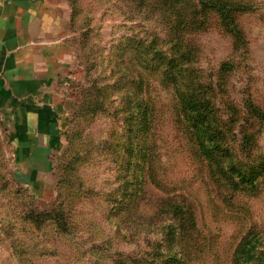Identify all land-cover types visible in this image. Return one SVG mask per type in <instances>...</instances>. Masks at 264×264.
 Returning a JSON list of instances; mask_svg holds the SVG:
<instances>
[{
  "label": "rangeland",
  "instance_id": "rangeland-1",
  "mask_svg": "<svg viewBox=\"0 0 264 264\" xmlns=\"http://www.w3.org/2000/svg\"><path fill=\"white\" fill-rule=\"evenodd\" d=\"M77 1L81 12L72 26L79 29L74 30L77 37L82 33L79 38L82 61L77 57L75 76L64 97L67 116L64 117L62 147L47 158L50 166L37 183L32 184L16 166L10 130L0 115V246L9 251V247L15 248L19 264H142L152 258L155 251L163 253V249L156 246L161 243V233L151 232L143 241L140 239L145 231L137 232L127 222L143 220V210L120 211L117 202L118 189L129 180L133 170L123 150L125 112L117 110L122 95L119 93L116 98L112 84L116 64L120 62L117 56L124 50L122 61L128 62L131 73L137 66L143 71L146 96L159 107H169L173 102L167 92L173 90V86L165 87L156 80L164 65L157 67L159 63L154 61V65L145 70L140 63L136 64L141 57L138 45L127 48L122 39L144 40L142 50H151L150 54L143 52L148 58L155 52L176 56L184 45H178L167 29L173 33L179 30L177 24L171 23L175 13L189 14L194 9L186 6L184 0L171 6H162L159 0L144 4L129 0ZM234 1L250 5L247 12L237 16L244 47L234 45L211 15L200 17L201 10L191 31L183 37L195 48L190 68L197 81L204 85L210 83L208 90H212L213 102L220 111L228 113V109H232L227 118L219 116L226 125V139L221 149L236 160L246 162L264 156V124L248 119L243 110L247 100L264 108V0ZM199 23H203L200 28ZM82 26L88 28L82 29ZM150 77L153 79L149 80ZM102 82L106 87L105 94L100 95L104 108L95 114L83 112L78 117V106L85 91ZM127 89L129 87L121 91ZM156 93L161 99H156ZM161 125L159 147L163 171L168 173L165 178L171 183L168 192L170 195L173 190L178 193L179 184L181 191L198 204L199 226L214 244L210 264H230L233 251L250 228L264 232V192L227 207L224 210L227 213L213 212L212 200L221 201L217 190L220 185L213 177L207 180L198 160L186 153L168 114ZM245 134L253 135L247 147L242 144ZM245 205L250 206L246 216H238L237 212L231 214L232 208L243 213ZM51 211L60 214L61 223H67L66 232L53 221L38 224L29 221L36 214Z\"/></svg>",
  "mask_w": 264,
  "mask_h": 264
},
{
  "label": "trees",
  "instance_id": "trees-1",
  "mask_svg": "<svg viewBox=\"0 0 264 264\" xmlns=\"http://www.w3.org/2000/svg\"><path fill=\"white\" fill-rule=\"evenodd\" d=\"M129 1L144 4L149 0ZM67 2L71 8L72 41L78 50V59L82 61V44L79 41L82 33L77 37L74 30L79 31V29L72 26L81 12L80 5L77 0H67ZM159 2L162 6L178 4V0H159ZM183 2L186 6H192L194 10L189 14L184 11L175 13L171 23L177 24L179 30L173 33L167 29L168 34L175 36L178 45H184L178 55L171 54L168 57L155 52L153 57L148 58L143 52L150 54L151 50H142L144 40L134 41L129 37L122 39L127 48L138 45L140 50L137 52L141 57H138L136 64L140 63L145 70L153 66L154 61L159 63L157 67L164 65L156 80L165 87L173 86V90L167 92L173 104L167 108L161 105L159 107L158 103L146 96L143 89V85L146 84L143 71L137 66V69L131 73L132 68H128V62L124 64L122 61L124 50L117 56L121 63L118 61L116 64V77L112 83L116 98H119V93L122 95L117 110L125 112L123 118H125L126 143L123 150L127 153L125 159L133 168L129 180L127 179L123 187L118 189L120 194L117 202L120 211L139 208L143 210V220L127 221L135 231H145L144 237L140 240L145 241L151 232L161 233V243L156 246L163 249V253L155 251L153 257L142 261V264H210L214 251V244L208 240L203 232L205 230L199 226L198 204L196 205L195 201L181 191L182 187L179 184H177L180 188L178 193L173 190V194L170 195L168 192L171 183L165 178L167 171H163L158 133L163 126L161 124L165 114H168L170 122L175 126L186 153H191L204 168L205 178L211 181L213 177L220 185L217 190L221 194V201L216 203L212 200L213 212L227 213L224 211L227 207L231 208L244 198L261 196L264 192V156L240 162L228 155L226 150L221 149L226 139V125L219 116L227 118L232 109H228V113L220 111L213 102L212 90H208L210 83L204 85L197 81L196 75L192 73L193 69L190 68L193 65L191 60L195 48H191V42L183 37L189 34L191 25L195 24V17L200 12L198 10H201L200 17L211 15L234 45L244 47L245 42L238 30L237 16L247 12L250 5L238 4L234 0H184ZM171 9L175 10V8ZM202 25L203 23H199V28ZM85 28L87 29L88 26H82V29ZM101 74L104 73L101 71ZM151 79L153 77L149 78ZM127 87L129 89L121 91ZM105 92L104 82L96 84L92 89L88 88L81 105L78 106L80 111L77 113L78 117L83 112L94 114L100 112V109L104 108L100 95L103 96ZM155 97L161 99L159 93H156ZM90 98L93 100L90 101ZM245 103L246 107L243 110L248 119L259 125L264 124V108L257 106L253 100H247ZM252 141V134L242 136V144L246 145L245 147ZM126 171L129 172L130 169ZM249 207L245 205L242 208L243 213L235 208L230 212L231 214L237 212L238 216H246ZM30 219L29 221L34 224L53 221L62 232L67 231V223H61L62 217L53 211L36 214ZM9 249L16 263L19 264L16 249L11 247ZM230 264H264V232L250 228L233 251Z\"/></svg>",
  "mask_w": 264,
  "mask_h": 264
},
{
  "label": "crops",
  "instance_id": "crops-1",
  "mask_svg": "<svg viewBox=\"0 0 264 264\" xmlns=\"http://www.w3.org/2000/svg\"><path fill=\"white\" fill-rule=\"evenodd\" d=\"M72 40L67 0H0V115L16 166L32 184L62 147L63 102L78 57ZM0 264H16L5 246Z\"/></svg>",
  "mask_w": 264,
  "mask_h": 264
}]
</instances>
